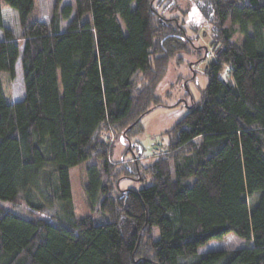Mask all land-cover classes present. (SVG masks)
I'll list each match as a JSON object with an SVG mask.
<instances>
[{
	"label": "trees",
	"instance_id": "obj_1",
	"mask_svg": "<svg viewBox=\"0 0 264 264\" xmlns=\"http://www.w3.org/2000/svg\"><path fill=\"white\" fill-rule=\"evenodd\" d=\"M153 2L74 0L63 30L34 0H0V73L20 61L25 90L8 102L0 80V264H264V0H195L215 55L205 47L207 88L163 155L115 165L101 131L140 133L169 61L193 44ZM4 8L18 11L20 40ZM91 158L96 218H76L70 170ZM140 170L148 186L115 191ZM229 233L251 245L198 253Z\"/></svg>",
	"mask_w": 264,
	"mask_h": 264
},
{
	"label": "rangeland",
	"instance_id": "obj_2",
	"mask_svg": "<svg viewBox=\"0 0 264 264\" xmlns=\"http://www.w3.org/2000/svg\"><path fill=\"white\" fill-rule=\"evenodd\" d=\"M153 3L157 14L162 18L177 17L180 20L188 36L192 38L193 44L190 53L182 55L180 61L177 58L169 61L165 76L155 89V95L162 106L152 109L143 116L140 133L132 135L129 141L122 132H113L108 128L101 131L100 135L108 143L109 161L115 165L136 163L142 168L151 165L158 156L163 155L167 143V131L186 114L193 102L201 100L209 79L204 71L205 63L209 57L215 56L213 50L209 49L210 26L203 22L195 0H176V3L174 0H154ZM34 4L40 19L49 22L56 18L63 30L75 14L74 0H63L58 7L55 5V0H34ZM66 6L72 11L70 19L65 21L61 13ZM3 18L6 30L15 39L20 40L22 25L18 11L4 8ZM194 27L197 28L196 31H192ZM1 34L0 32V36ZM205 47L209 50L208 58L205 56ZM0 80L4 97L8 102L22 100L25 90L20 61L16 64L13 78L9 72L2 71ZM93 160L94 158H91L70 170L72 210L76 218L86 216L96 218V212L89 207L83 188L87 180L86 168L92 165ZM142 173L143 171L140 170V176L135 180L120 179L115 183V191L139 190L148 186L147 174L142 175ZM142 176L145 177L143 181H141ZM6 207L13 208L10 205ZM23 209L16 208L13 212L21 217H28ZM250 245L251 243L239 238L235 233H229L222 238L208 241L198 248V253L204 254L211 250L231 252Z\"/></svg>",
	"mask_w": 264,
	"mask_h": 264
}]
</instances>
